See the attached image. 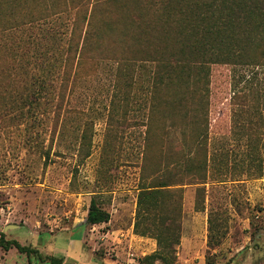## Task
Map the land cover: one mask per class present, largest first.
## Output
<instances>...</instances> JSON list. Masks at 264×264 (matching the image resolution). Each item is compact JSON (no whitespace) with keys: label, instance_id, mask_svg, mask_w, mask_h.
I'll return each instance as SVG.
<instances>
[{"label":"trees","instance_id":"obj_1","mask_svg":"<svg viewBox=\"0 0 264 264\" xmlns=\"http://www.w3.org/2000/svg\"><path fill=\"white\" fill-rule=\"evenodd\" d=\"M109 60L116 65L109 124L139 118L147 135L150 121L163 131L170 124L196 148L195 155H184L182 172L157 161L148 174L151 184H142L137 197L135 232L157 240L146 264H178L183 190L174 185L178 179L205 185L214 165L208 144L212 65L233 67L235 132L247 133L253 118L249 163L256 175L264 174V0H0V124L10 121L25 131V123L60 117L65 107L90 118L91 111L70 105V93L93 73L89 63L99 67ZM149 150H143L145 166ZM110 219L94 197L87 223ZM220 238L211 234L209 245ZM0 247L42 257L4 233ZM206 264L221 263L209 256Z\"/></svg>","mask_w":264,"mask_h":264},{"label":"rangeland","instance_id":"obj_2","mask_svg":"<svg viewBox=\"0 0 264 264\" xmlns=\"http://www.w3.org/2000/svg\"><path fill=\"white\" fill-rule=\"evenodd\" d=\"M114 64L89 63L93 73L70 93V105L91 111L90 118L65 107L60 117L25 123V131L10 121L0 124L7 126L0 130V233L42 255L0 247V264H51L49 256L72 264H146L157 249L155 238L135 232L138 193L142 184H151L148 174L157 161L176 174L186 168L184 155H195L196 148L170 124L163 131L150 121L148 135L144 121L132 116L109 124ZM232 69L212 65L211 178L205 185L188 179L174 185L183 190L178 264H206L209 256L221 264H264V174L256 175L249 163L253 118L244 123L247 133L235 132ZM94 197L111 213L109 222L87 223ZM211 234L220 235L219 245H209Z\"/></svg>","mask_w":264,"mask_h":264}]
</instances>
